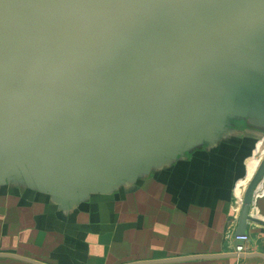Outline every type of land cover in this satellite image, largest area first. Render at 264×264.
Instances as JSON below:
<instances>
[{
    "label": "crops",
    "instance_id": "1",
    "mask_svg": "<svg viewBox=\"0 0 264 264\" xmlns=\"http://www.w3.org/2000/svg\"><path fill=\"white\" fill-rule=\"evenodd\" d=\"M189 105L169 136L70 159L48 153L45 111L6 123L0 109V253L43 264H264L254 255H264V181L247 239L234 237L235 188L264 147V62L240 59Z\"/></svg>",
    "mask_w": 264,
    "mask_h": 264
},
{
    "label": "water",
    "instance_id": "2",
    "mask_svg": "<svg viewBox=\"0 0 264 264\" xmlns=\"http://www.w3.org/2000/svg\"><path fill=\"white\" fill-rule=\"evenodd\" d=\"M240 59L264 62V0H0V109L6 123L45 111L46 149L59 159L169 136L192 97ZM263 177L264 155L237 236L255 220Z\"/></svg>",
    "mask_w": 264,
    "mask_h": 264
},
{
    "label": "bare ground",
    "instance_id": "3",
    "mask_svg": "<svg viewBox=\"0 0 264 264\" xmlns=\"http://www.w3.org/2000/svg\"><path fill=\"white\" fill-rule=\"evenodd\" d=\"M258 147H259V145H258ZM257 147V148H258ZM256 150H258V149H256ZM264 151V148H262V149H260L259 151H258V156L255 158V157H253L252 159H251V161H250V166L248 165V174H247V178H245V179H243V180H241V181H237L238 182V185L236 186V188H235V193H236V196H237V198L238 199H241V203H242V200H243V195H244V191H245V189H246V187H247V185H248V180L247 179H249L250 177H251V175H252V173L253 172H255L256 171V169H257V167L259 166V162H258V159L261 157V154H262V152ZM263 158V157H262ZM262 158H261V160H262ZM261 162V161H260ZM259 163V164H258ZM258 164V165H257ZM256 165H257V167H256ZM255 167H256V169H255ZM255 170V171H254ZM254 174V173H253ZM252 177H253V175H252ZM251 177V178H252ZM263 179H264V177H263ZM261 180L262 182L264 181V180ZM251 180V179H250ZM261 181L259 182V184L261 183ZM258 184V185H259ZM261 186V185H260ZM260 186H257V188L258 187H260ZM256 188V189H257ZM261 188H263L264 189V182H263V184H262V187ZM260 188V189H261ZM262 189V190H263ZM256 191V190H255ZM257 192V191H256ZM258 193H261L260 191L258 192ZM257 194V193H256Z\"/></svg>",
    "mask_w": 264,
    "mask_h": 264
},
{
    "label": "built area",
    "instance_id": "4",
    "mask_svg": "<svg viewBox=\"0 0 264 264\" xmlns=\"http://www.w3.org/2000/svg\"><path fill=\"white\" fill-rule=\"evenodd\" d=\"M238 199V198H237ZM241 201V199H238V202H240ZM234 237L236 238V239H238V240H246L247 239V236L246 235H243V236H237V235H235V233H234ZM241 249L240 248H238V250L237 251H240Z\"/></svg>",
    "mask_w": 264,
    "mask_h": 264
},
{
    "label": "rangeland",
    "instance_id": "5",
    "mask_svg": "<svg viewBox=\"0 0 264 264\" xmlns=\"http://www.w3.org/2000/svg\"><path fill=\"white\" fill-rule=\"evenodd\" d=\"M59 74V73H58ZM71 75H73V73H71ZM49 116V115H48ZM263 140V144L262 145H264V139H262ZM264 148V147H263ZM263 153V152H262ZM251 177H252V175H251ZM251 177L249 178V179H247L248 180V183H249V181H250V179H251Z\"/></svg>",
    "mask_w": 264,
    "mask_h": 264
}]
</instances>
